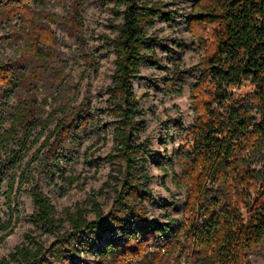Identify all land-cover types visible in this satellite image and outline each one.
I'll use <instances>...</instances> for the list:
<instances>
[{
	"label": "trees",
	"instance_id": "obj_1",
	"mask_svg": "<svg viewBox=\"0 0 264 264\" xmlns=\"http://www.w3.org/2000/svg\"><path fill=\"white\" fill-rule=\"evenodd\" d=\"M38 1L0 0L3 19L8 24L18 20V31L29 37L22 55L42 62L32 71H20L0 58V245L11 235L2 202L13 214L27 185L34 204L33 224L42 234L63 229L51 198L35 183L29 167L35 161H52L48 173H60L64 178L81 132L90 123L100 129L90 113L80 116L75 127L72 118L79 117L81 106L72 108L70 114L66 111L77 98L62 112L54 110L43 118L36 97L18 95L23 85L46 73L45 62L55 59L51 46L55 34L33 22L37 16L31 5ZM113 1L122 24L120 35L112 42L117 59L107 112L113 119L114 150L106 156L111 171L105 187L115 193V211L106 216L93 197L90 210L68 215L70 231L49 249L27 236L9 254L11 260L3 259L1 264H69L92 250L108 232L117 230L124 234V252L120 255L110 243L99 252L95 264H171L173 260L178 264H251L250 255L264 251V0H196L192 7L188 28L205 56L190 70L182 71L178 65L164 91L166 96L181 95L186 79L196 77L190 94L195 119L180 133L182 146L176 160L182 173L174 174L176 187L186 189L187 201L174 237L155 252L154 244L171 231L175 221L149 225L146 205L155 201L148 186L153 178L148 171L152 151L149 142L138 141L143 111L134 83L141 65H158L147 45L146 29L163 17V4ZM93 68L91 64L87 71ZM247 86L250 92H239ZM61 113L63 117L57 121ZM45 133L24 166L26 155ZM167 160L163 158L159 166L163 168ZM169 166L174 169L172 162ZM90 213L95 214L94 220L88 219ZM137 223L146 225L144 233L127 230L128 225L135 229Z\"/></svg>",
	"mask_w": 264,
	"mask_h": 264
},
{
	"label": "rangeland",
	"instance_id": "obj_2",
	"mask_svg": "<svg viewBox=\"0 0 264 264\" xmlns=\"http://www.w3.org/2000/svg\"><path fill=\"white\" fill-rule=\"evenodd\" d=\"M148 1L140 0L142 4ZM153 1L163 4L164 15L156 19L153 27L146 29L147 45L151 55L156 56L158 65L156 67L141 65L139 78L134 83V92L141 101L143 111V116L138 122L143 127L138 134V141L149 142L152 151L148 171L153 178L148 186L155 201L146 205L151 220L149 225L175 221L171 231L154 244L152 252H155L174 237L178 225L183 220L187 192L186 189H178L174 182V174L182 173V168L177 164L176 153L182 146L181 131L189 129L195 119L190 94L196 77L192 75L186 79L181 95L166 96L165 84L178 65L182 71L190 70L199 64L205 56V51L187 24L196 0ZM31 7L37 16L33 19L34 25L45 27L56 36V41L51 44L55 59L53 62H45L43 68L46 69V73L40 76V80L23 85L18 95L23 98L36 97L41 112L44 113L43 118L54 110L62 112L77 98L76 103L66 111V114H70L72 108L81 106L79 117L72 118L76 123L75 127L80 116L90 113L100 129L90 123L81 132L79 139L75 141L76 147L71 149L73 160L64 178L60 173L56 175L48 173V164H52V161L45 164L35 161L29 167L35 183L51 198L57 218L63 222V229L59 233L42 234L31 221L34 204L29 194L30 185L24 187L18 207L15 208L18 210L13 214L6 202H2L3 218L10 224L8 231L11 235L0 245V264L3 259L11 260L9 254L18 245L26 242L27 236L36 238L44 248L49 249L70 231L68 215L76 214L78 210H90L92 208L90 200L93 197H96L103 206V213L106 216L115 211L113 207L115 193L105 187L111 171L106 156L114 150L113 119L107 112V99L116 71L117 56L112 42L120 35L119 26L122 24V18L117 15L113 0H39ZM172 17L174 19L170 20ZM19 28L18 20L8 24L0 14V58L14 63L20 71H32L42 65V62L39 64L31 57L22 55L21 50L29 41V37L22 35L18 31ZM46 50L49 49L45 48ZM57 63H61V66H56ZM91 64L94 68L87 71ZM250 91L249 86L239 90L243 94ZM14 103L16 104V101L12 104ZM62 117L61 113L57 121ZM5 127L9 128V124ZM47 134L45 133L26 155L24 166L33 158ZM69 140V145H73L72 139ZM165 157L168 160L161 168L159 163ZM170 162L174 169L170 168ZM71 177L77 181L71 183L67 180ZM13 207H16V204H13ZM87 217L94 220L95 214L90 213ZM132 229L144 233L146 225L137 223L135 229L132 225L127 226V230ZM123 239L124 234L120 230L108 232L102 240L97 241L92 250L83 252L69 264H95L99 252L110 243H113L112 245L117 247V253L122 255ZM249 260L251 264H264V251L257 250L250 255ZM171 264L178 262L173 260Z\"/></svg>",
	"mask_w": 264,
	"mask_h": 264
}]
</instances>
